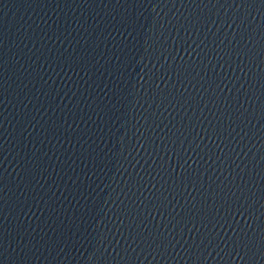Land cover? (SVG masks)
<instances>
[{"label":"water","instance_id":"1","mask_svg":"<svg viewBox=\"0 0 264 264\" xmlns=\"http://www.w3.org/2000/svg\"><path fill=\"white\" fill-rule=\"evenodd\" d=\"M245 264H264V0H134Z\"/></svg>","mask_w":264,"mask_h":264}]
</instances>
